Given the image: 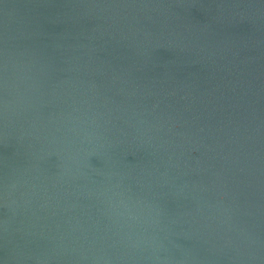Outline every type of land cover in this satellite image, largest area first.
Returning a JSON list of instances; mask_svg holds the SVG:
<instances>
[{
    "label": "water",
    "instance_id": "95a60500",
    "mask_svg": "<svg viewBox=\"0 0 264 264\" xmlns=\"http://www.w3.org/2000/svg\"><path fill=\"white\" fill-rule=\"evenodd\" d=\"M0 264H264V0H0Z\"/></svg>",
    "mask_w": 264,
    "mask_h": 264
}]
</instances>
